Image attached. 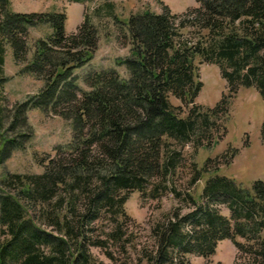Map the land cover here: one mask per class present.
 <instances>
[{
	"label": "trees",
	"instance_id": "1",
	"mask_svg": "<svg viewBox=\"0 0 264 264\" xmlns=\"http://www.w3.org/2000/svg\"><path fill=\"white\" fill-rule=\"evenodd\" d=\"M195 2L198 7L181 15L163 6L160 13L146 10L125 22L112 15L110 4L95 8L92 17H102L103 10L121 24L130 52L117 65L125 67L127 78L114 69L92 71L82 78L88 88L83 91L74 71L90 63L97 50L91 18L85 15L67 34L64 13H17L9 0H0V164L31 139L30 109L69 122L72 131L66 146L40 159L41 174H8L2 181L0 264H97L89 246L103 249L106 242L87 240L95 222L109 216L108 239H121L118 219L127 218L123 207L129 192L158 199L174 191L167 179L180 167V149L212 141L219 132L216 120L226 117L239 88H254L264 101V0ZM39 25L51 34L35 42L27 61L28 28ZM7 46L15 65H22L19 73L43 83L36 95L10 107L3 90ZM195 56L216 65L226 82L228 94L214 108L195 103L202 87ZM261 140L264 145V122ZM211 161L201 169L192 164L190 183L201 180ZM191 203L186 214L172 213L152 228L155 246L145 256L147 264H186L188 255L209 259L224 240L231 241L241 264H264L262 181L248 190L214 175Z\"/></svg>",
	"mask_w": 264,
	"mask_h": 264
},
{
	"label": "rangeland",
	"instance_id": "2",
	"mask_svg": "<svg viewBox=\"0 0 264 264\" xmlns=\"http://www.w3.org/2000/svg\"><path fill=\"white\" fill-rule=\"evenodd\" d=\"M10 8L17 13H64L66 17L65 31L74 33L82 23L85 15L89 16L98 30L97 50L90 63L74 71L77 84L83 91L88 88L82 78L92 71L114 69L121 78H127L124 66H118V60L129 56L130 45L121 29L131 14L143 11L160 13L163 6H167L172 14H183L187 9L198 7L195 0H9ZM105 4L113 6L112 15L117 18L106 17L100 10L102 17L94 18L93 10ZM51 29L46 25L28 28L27 61L34 53L35 42L46 39ZM197 80L202 87L195 103L204 108H214L224 96H227L226 82L221 78L219 68L213 64H206L198 56L192 60ZM22 65L13 62L11 49L7 46L4 55V77L6 82L3 90L9 107L16 102H22L27 97L36 95L43 86L42 81L29 75L19 73ZM174 106H182L177 100L171 99ZM187 108L180 113L185 117ZM28 124L32 130V137L24 149H15L10 157L0 164V193L6 190L2 181L8 174L36 175L43 172L40 159L54 155L58 146H66L72 139L71 125L59 117L48 115L39 109L27 112ZM264 122V101L254 88L238 89L228 101V112L225 118L216 120L211 142L203 140L202 146L194 149L188 144L180 149L181 163L172 176L167 179L174 191L167 190L158 199L141 197L133 191L127 195L124 212L127 218L118 221L124 236L118 240H109L108 233L113 229V221L104 216L92 225L87 233V240H103L105 248L89 246L97 264H147L146 255L153 251L155 242L151 233L157 223H163L172 213L184 215L192 208L191 200L198 201L205 181L214 175L232 179L244 189H251L254 181L264 183V145L261 140V128ZM2 146L0 145V150ZM207 159L212 160L206 165V173L195 184L190 183L192 164L201 169ZM157 182L156 180L150 183ZM150 187H148L149 190ZM218 210L227 215L225 207ZM30 216L37 222V215L30 211ZM38 223V222H37ZM39 224V223H38ZM43 227H45L43 225ZM48 228V227H47ZM46 228V229H47ZM50 230V228H48ZM264 239V230L261 233ZM109 254L110 256H108ZM237 250L230 240L218 243L215 254L209 259L195 255L185 257L186 264H235Z\"/></svg>",
	"mask_w": 264,
	"mask_h": 264
}]
</instances>
